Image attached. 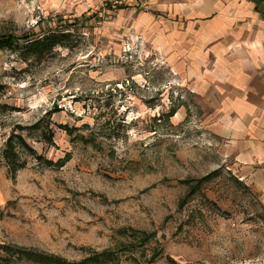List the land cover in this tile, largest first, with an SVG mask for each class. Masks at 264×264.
I'll list each match as a JSON object with an SVG mask.
<instances>
[{
  "label": "rangeland",
  "instance_id": "obj_1",
  "mask_svg": "<svg viewBox=\"0 0 264 264\" xmlns=\"http://www.w3.org/2000/svg\"><path fill=\"white\" fill-rule=\"evenodd\" d=\"M151 3L0 0V37L70 30L41 61L0 49V264H50L17 248L264 264V197L226 153L219 112L138 31ZM12 133L31 147L13 140L15 170Z\"/></svg>",
  "mask_w": 264,
  "mask_h": 264
},
{
  "label": "crops",
  "instance_id": "obj_2",
  "mask_svg": "<svg viewBox=\"0 0 264 264\" xmlns=\"http://www.w3.org/2000/svg\"><path fill=\"white\" fill-rule=\"evenodd\" d=\"M152 5L159 12H143L138 31L219 112L226 153L264 197V2Z\"/></svg>",
  "mask_w": 264,
  "mask_h": 264
},
{
  "label": "trees",
  "instance_id": "obj_3",
  "mask_svg": "<svg viewBox=\"0 0 264 264\" xmlns=\"http://www.w3.org/2000/svg\"><path fill=\"white\" fill-rule=\"evenodd\" d=\"M253 1L256 4L264 2V0ZM69 33L70 30L68 27L64 28V26H55L53 28L46 29L37 35L31 33L21 37H0V49L7 48L15 51L18 50L24 60L33 59L41 61L46 55H49L56 46L65 45V40L69 38ZM15 138H18L20 142L29 147L21 135L12 133L9 136L6 143L5 155L11 167H13V170L17 169L16 160L18 159V155L15 152V144L13 142ZM29 148L31 149V147ZM15 252L20 256H26L29 259L47 262L50 264H114L118 260L117 253L110 250H105L99 253H91L90 256H87L78 262L72 263L66 262L61 257L47 254L35 249L17 248Z\"/></svg>",
  "mask_w": 264,
  "mask_h": 264
}]
</instances>
